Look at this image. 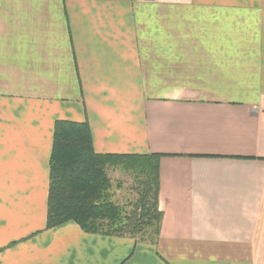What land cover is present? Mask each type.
Returning <instances> with one entry per match:
<instances>
[{
	"label": "crops",
	"instance_id": "0c3cea01",
	"mask_svg": "<svg viewBox=\"0 0 264 264\" xmlns=\"http://www.w3.org/2000/svg\"><path fill=\"white\" fill-rule=\"evenodd\" d=\"M57 120L161 154L156 244L45 228ZM0 264H264V0H0Z\"/></svg>",
	"mask_w": 264,
	"mask_h": 264
},
{
	"label": "trees",
	"instance_id": "16d2710c",
	"mask_svg": "<svg viewBox=\"0 0 264 264\" xmlns=\"http://www.w3.org/2000/svg\"><path fill=\"white\" fill-rule=\"evenodd\" d=\"M160 158L157 153H98L87 121L57 120L49 160L45 228L74 221L87 233L156 244L163 220ZM110 168L134 177L137 197L129 203L130 210L112 199Z\"/></svg>",
	"mask_w": 264,
	"mask_h": 264
},
{
	"label": "rangeland",
	"instance_id": "374dc122",
	"mask_svg": "<svg viewBox=\"0 0 264 264\" xmlns=\"http://www.w3.org/2000/svg\"><path fill=\"white\" fill-rule=\"evenodd\" d=\"M110 178V191L112 199L115 203L124 205L130 210V202L136 200V192L134 190V177L121 169L110 168L108 169Z\"/></svg>",
	"mask_w": 264,
	"mask_h": 264
}]
</instances>
